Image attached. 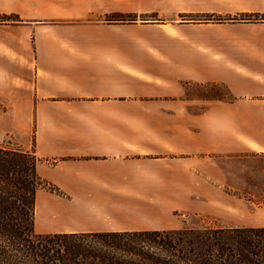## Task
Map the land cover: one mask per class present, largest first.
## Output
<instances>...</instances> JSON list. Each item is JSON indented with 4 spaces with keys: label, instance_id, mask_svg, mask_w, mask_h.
<instances>
[{
    "label": "crops",
    "instance_id": "0c3cea01",
    "mask_svg": "<svg viewBox=\"0 0 264 264\" xmlns=\"http://www.w3.org/2000/svg\"><path fill=\"white\" fill-rule=\"evenodd\" d=\"M0 16L17 19L0 22V145L35 148L60 192H38L40 233L264 227V0H0Z\"/></svg>",
    "mask_w": 264,
    "mask_h": 264
},
{
    "label": "trees",
    "instance_id": "16d2710c",
    "mask_svg": "<svg viewBox=\"0 0 264 264\" xmlns=\"http://www.w3.org/2000/svg\"><path fill=\"white\" fill-rule=\"evenodd\" d=\"M8 20L17 19L1 22ZM39 161L35 148L0 145V264H264V242L258 239L264 227L38 233L37 195L48 184L38 174Z\"/></svg>",
    "mask_w": 264,
    "mask_h": 264
},
{
    "label": "rangeland",
    "instance_id": "374dc122",
    "mask_svg": "<svg viewBox=\"0 0 264 264\" xmlns=\"http://www.w3.org/2000/svg\"><path fill=\"white\" fill-rule=\"evenodd\" d=\"M6 18H9V17L0 16V22L2 21V19H6ZM14 19H16V18H14ZM151 19H154V18H151ZM155 20H157V19H155ZM135 21H133V22H135ZM121 23H131V22L126 21V22H121ZM203 89L207 95H213L216 93H220V90H222L221 88L213 87V86H207V87H204ZM5 142H7L5 144L7 146H10L12 148H20V146L17 145L18 142L16 140H14V138H7L5 140ZM47 193H55L56 195H60L59 192L55 191V188L53 186L48 185V184H46L45 189H43L40 192V195L47 194ZM254 200L256 202V205H258L259 203L263 202V197H257V198L255 197ZM256 205L254 206V212L255 213L257 211ZM39 212L40 213L38 215L37 224H36V226H37L36 231L38 233L43 232L46 229L45 223L42 220H40L42 208H40ZM179 219L181 220V223L179 224L180 225L179 229L186 228V227H202V226H213V227H227L228 226L227 223H224V220H227L228 218L218 217L215 215H204V214L194 215V214H190V215L181 216ZM257 238H258V236H257ZM258 239H260V241L264 242V235H261L260 238H258Z\"/></svg>",
    "mask_w": 264,
    "mask_h": 264
},
{
    "label": "bare ground",
    "instance_id": "6f19581e",
    "mask_svg": "<svg viewBox=\"0 0 264 264\" xmlns=\"http://www.w3.org/2000/svg\"><path fill=\"white\" fill-rule=\"evenodd\" d=\"M38 211H40V199H39L38 206H37V215H38Z\"/></svg>",
    "mask_w": 264,
    "mask_h": 264
}]
</instances>
